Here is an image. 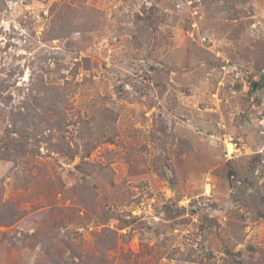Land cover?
I'll list each match as a JSON object with an SVG mask.
<instances>
[{"label": "rangeland", "instance_id": "rangeland-1", "mask_svg": "<svg viewBox=\"0 0 264 264\" xmlns=\"http://www.w3.org/2000/svg\"><path fill=\"white\" fill-rule=\"evenodd\" d=\"M2 80L0 264H264V0H0Z\"/></svg>", "mask_w": 264, "mask_h": 264}, {"label": "trees", "instance_id": "trees-1", "mask_svg": "<svg viewBox=\"0 0 264 264\" xmlns=\"http://www.w3.org/2000/svg\"><path fill=\"white\" fill-rule=\"evenodd\" d=\"M6 90V85L4 83V81H0V101L1 99H3L4 96V92ZM36 96H32V99L35 98ZM53 99L55 101V105L53 106V110L58 109V104H61L63 99L61 100L59 96L57 95H53ZM17 109V111L15 112H10V126H13V129L17 132V130L15 129L16 125L22 127L23 126V122H25V119L27 118L26 115H21L19 107H15ZM11 130H9L8 128L6 130H4L3 133V137L0 140V159L1 158H6V159H15L19 155L24 151V148H22V145H24L23 143H21V141L18 139V134L15 136L13 134H10ZM12 151H11V150Z\"/></svg>", "mask_w": 264, "mask_h": 264}]
</instances>
